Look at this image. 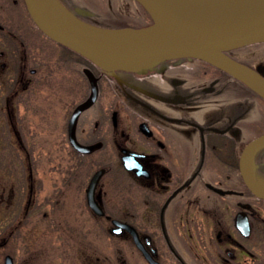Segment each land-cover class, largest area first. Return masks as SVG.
Masks as SVG:
<instances>
[{"label":"flooded vegetation","instance_id":"af4514ba","mask_svg":"<svg viewBox=\"0 0 264 264\" xmlns=\"http://www.w3.org/2000/svg\"><path fill=\"white\" fill-rule=\"evenodd\" d=\"M60 1L99 26L95 14L75 13L84 8L79 0ZM24 36L0 19V264L8 256L17 264L5 250L21 243L23 224L32 232L44 222L48 253H60L70 211L80 253L93 261L103 233L128 248H118L123 264L129 255L146 264H264V198L244 179L246 169L264 184V146L242 162L264 136L262 94L196 60L105 71L49 37L64 51L47 62ZM261 47L228 55L264 77ZM86 71L97 79V96L71 128L92 94ZM81 80L86 94L67 106V84L76 89Z\"/></svg>","mask_w":264,"mask_h":264},{"label":"water","instance_id":"95a60500","mask_svg":"<svg viewBox=\"0 0 264 264\" xmlns=\"http://www.w3.org/2000/svg\"><path fill=\"white\" fill-rule=\"evenodd\" d=\"M150 15L153 25L144 28H99L77 18L60 0H25L38 28L52 40L73 48L105 71L142 73L170 58H198L247 82L264 96V77L251 67L229 57L226 52L264 42V0H247V5L230 20H203L206 8L217 0H136ZM82 16L92 13L83 8ZM151 35L149 38H141ZM115 51L131 52L137 58H123ZM92 85L88 100L77 107L71 128L79 113L97 96V79L86 71ZM264 146V136L244 150L246 165L253 153ZM97 179V178H96ZM244 179L258 196L264 191L249 177ZM96 183V180L94 181ZM153 264V262H151ZM6 264H12L8 256Z\"/></svg>","mask_w":264,"mask_h":264},{"label":"rangeland","instance_id":"374dc122","mask_svg":"<svg viewBox=\"0 0 264 264\" xmlns=\"http://www.w3.org/2000/svg\"><path fill=\"white\" fill-rule=\"evenodd\" d=\"M14 0H0V19L6 23L7 28L14 33H19V35H25L24 37L28 39V42L35 48V52L37 55H40L42 59H46L47 62H57L58 56L61 54L63 49L53 41L49 40L45 37L37 26L34 24L31 16H29L28 10L26 9L23 0H19L20 3L15 4ZM115 0L113 3V7L116 6V10L118 12L135 16L138 12H140V6L134 1L130 0H119L117 5L115 4ZM131 2V3H130ZM79 5L84 8H89L90 10H95L98 6L101 11L105 10V6L108 5L106 0H79ZM260 47H254L248 51H241L238 55L243 57H248V54L256 53L260 51ZM39 51V52H38ZM38 52V53H37ZM171 62L175 61L176 58H171ZM187 62V59H185ZM53 65V63H52ZM86 82L81 80L76 89L70 88V85L67 84L66 89L64 91V97L66 98V105H69L71 100H77L80 97H83L86 94ZM70 213L69 216L67 214L68 226L66 227L67 234V246L62 249L59 253L57 251H47V244L44 242V234H48L49 230L45 226L44 222H37L34 224V229L32 232L29 231L26 224H23L19 227V235L21 243H9L6 252H10V255L15 256L17 258V264H123L125 258L121 252H119L118 248L122 250H127L128 248L122 243V239H112L113 247L110 245L111 239H108L103 233H98L95 240L96 254L98 259H87L83 257L80 253V249L77 246V242L75 241L76 235H80L78 232L80 226H78L75 222V214ZM46 227V231H45ZM97 230V229H96ZM99 232V229H98ZM29 235H33V242H28L27 240L30 238ZM32 239V238H31ZM47 248V249H46ZM51 249L52 246H51ZM5 254V252H4ZM129 257L128 264H146L145 261L134 255L133 257Z\"/></svg>","mask_w":264,"mask_h":264},{"label":"trees","instance_id":"16d2710c","mask_svg":"<svg viewBox=\"0 0 264 264\" xmlns=\"http://www.w3.org/2000/svg\"><path fill=\"white\" fill-rule=\"evenodd\" d=\"M115 4L117 5V2L119 0H115ZM134 1V0H130ZM108 5L105 6V10H102L97 6L95 8L98 18L97 22L99 25L111 27V28H121V27H135L140 28L147 25H150L152 23V20L150 16L147 14V12L137 3V6H140V12H138L135 16H129L123 13L118 12L116 10V6L113 7L114 0H106ZM131 3V2H130ZM260 44L248 46L244 48L245 50H251L254 47H260ZM234 59L238 61H242L241 59H238L234 57Z\"/></svg>","mask_w":264,"mask_h":264},{"label":"bare ground","instance_id":"6f19581e","mask_svg":"<svg viewBox=\"0 0 264 264\" xmlns=\"http://www.w3.org/2000/svg\"><path fill=\"white\" fill-rule=\"evenodd\" d=\"M247 0H217L211 3L204 12L203 20L213 19L215 21L230 20L238 15L239 11L247 5ZM242 10L241 12H245ZM151 35H145L141 38H149ZM120 57L123 58H137L131 52L115 51ZM258 187L264 190V184L259 183Z\"/></svg>","mask_w":264,"mask_h":264}]
</instances>
